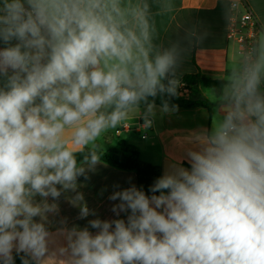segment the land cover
Segmentation results:
<instances>
[{
    "label": "clouds",
    "instance_id": "1",
    "mask_svg": "<svg viewBox=\"0 0 264 264\" xmlns=\"http://www.w3.org/2000/svg\"><path fill=\"white\" fill-rule=\"evenodd\" d=\"M146 11L120 0H0V264H15L14 253L40 264L49 232L36 218L56 211L48 198L87 179L97 140L141 102L151 113L158 95L176 94L175 54L151 55ZM262 70L264 41L189 166L172 162L148 193L114 192L112 210L126 218L68 230L70 264H264Z\"/></svg>",
    "mask_w": 264,
    "mask_h": 264
},
{
    "label": "crops",
    "instance_id": "2",
    "mask_svg": "<svg viewBox=\"0 0 264 264\" xmlns=\"http://www.w3.org/2000/svg\"><path fill=\"white\" fill-rule=\"evenodd\" d=\"M235 1H245L252 9L260 24L257 59L264 41V0H120L121 6L147 5L146 19L149 24L151 55L158 52L173 51L176 62L169 73L168 80L180 83L187 74H200L211 79L226 80L223 88L196 87L188 96H196L211 104L205 107L163 108L154 105L151 113L148 106L135 108L129 113L127 121L116 128L120 138L117 144L112 133L107 131L108 149L118 148L120 140L138 148L142 160L162 168L166 159L188 165L186 155L189 150H198L200 144L213 130V124L222 120L223 107L230 100L234 82L240 77L243 68L242 57L237 43L227 36L230 5ZM257 61V60H256ZM165 80V81H168ZM259 90H264V70L261 71ZM151 121L145 127V120ZM151 130L152 136L141 134ZM80 164V163H79ZM189 166V165H188ZM87 168V165H85ZM78 178L75 191H65L58 200L48 198V204H55L56 211L46 213L37 221L43 223L49 232L48 252L40 264H70L67 247V231L88 226L93 219L114 220L126 218L124 213L117 217L113 206L119 201L109 197L117 191L135 185L138 188L137 174L134 171L122 170L101 161L94 170L87 171ZM82 196L78 199L77 196ZM36 202H41L39 196ZM86 206L90 213L80 218V210ZM95 232L96 229H89ZM15 264H21L19 256ZM23 255V254H21ZM30 264L35 262L30 260Z\"/></svg>",
    "mask_w": 264,
    "mask_h": 264
},
{
    "label": "trees",
    "instance_id": "3",
    "mask_svg": "<svg viewBox=\"0 0 264 264\" xmlns=\"http://www.w3.org/2000/svg\"><path fill=\"white\" fill-rule=\"evenodd\" d=\"M167 82L168 81H165V83ZM182 84H184L189 90L193 91L196 87H213L221 89L228 85L229 82L226 80L207 78L200 74H187L182 78L180 83L174 84L176 93L174 96H169L167 94L158 95L154 100V105L163 108V104L166 101L168 108H210L211 104L209 102L196 96H191L189 98L183 97L181 94ZM260 93L264 94V90L260 91ZM152 102V98H149V103ZM145 106L148 105L144 102H141L138 108ZM96 150L98 154H100L101 161H104L118 169L136 172L138 188H142L146 193H148L150 186L155 183L157 178L162 175V168L160 166L142 160L138 148L128 144L124 140H120L118 148L114 150H102L98 145ZM87 154L88 149H85L83 153L77 154L78 165L83 160V157Z\"/></svg>",
    "mask_w": 264,
    "mask_h": 264
},
{
    "label": "built area",
    "instance_id": "4",
    "mask_svg": "<svg viewBox=\"0 0 264 264\" xmlns=\"http://www.w3.org/2000/svg\"><path fill=\"white\" fill-rule=\"evenodd\" d=\"M230 10L227 36L230 40L235 41L240 49L243 63L241 77L246 67L257 60L260 24L245 1L232 2ZM189 93L190 90L182 84V96H188Z\"/></svg>",
    "mask_w": 264,
    "mask_h": 264
},
{
    "label": "rangeland",
    "instance_id": "5",
    "mask_svg": "<svg viewBox=\"0 0 264 264\" xmlns=\"http://www.w3.org/2000/svg\"><path fill=\"white\" fill-rule=\"evenodd\" d=\"M189 96H192V95H189ZM118 128L120 130L121 129V126L119 125ZM109 131L112 133L114 142L116 144H117V142H118V140L120 138H123V137L126 136L125 134H123L121 137H119L118 134H117V132H116V128L115 129H110ZM142 134H144L147 137L146 142H148L150 140L151 136L153 135L152 132H151V130H149V129L144 130L141 134H138V135L141 136ZM96 144H100V147L102 149H108V148H110V147H108L109 145H108V142L106 141V135H105V133L102 134L101 138H99L97 140Z\"/></svg>",
    "mask_w": 264,
    "mask_h": 264
},
{
    "label": "water",
    "instance_id": "6",
    "mask_svg": "<svg viewBox=\"0 0 264 264\" xmlns=\"http://www.w3.org/2000/svg\"><path fill=\"white\" fill-rule=\"evenodd\" d=\"M172 162H175V161H172V160H169V159H166L163 161V164H162V175L165 174V173H168L169 171H171V164ZM184 167H188V165H185L183 164Z\"/></svg>",
    "mask_w": 264,
    "mask_h": 264
}]
</instances>
